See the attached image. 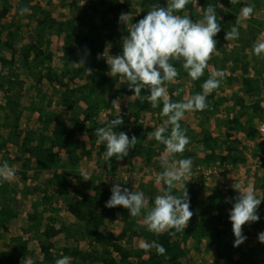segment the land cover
Returning a JSON list of instances; mask_svg holds the SVG:
<instances>
[{
  "label": "rangeland",
  "instance_id": "374dc122",
  "mask_svg": "<svg viewBox=\"0 0 264 264\" xmlns=\"http://www.w3.org/2000/svg\"><path fill=\"white\" fill-rule=\"evenodd\" d=\"M153 4L167 7V0H0V152L15 146L18 155L26 154L22 168L19 160L13 165L15 154L10 160L0 157V164L7 161L15 170L13 179H0V218L12 222L9 231L0 233V264H22L24 258L55 264L62 256H70V264H264V244L258 241L264 232V200L259 221L243 226L247 239L239 247H233L229 219L240 194L235 184L242 190L252 187L264 199V94L250 82L249 89L237 88L232 98L249 96L253 105L227 112L233 117L236 110L249 108L253 115L243 127L249 137L226 133L228 124L219 123L216 138L211 114L221 100L220 86L207 96L208 108L185 112L179 121L190 143L169 160H193V174L184 181L193 212L185 231L156 234L143 223L146 209L131 217L122 206L105 207L115 184L143 192L148 207L167 187L156 183L164 171L160 158L166 155L165 145L148 135L167 119L160 115L163 104L153 109L147 100L134 97L125 78L109 75L107 63L109 56L122 55V38L129 35L120 14H129V23H136ZM209 4L216 5L221 26L214 37L216 51L197 80L188 76L182 61H170L179 72L164 85L172 102L202 94V84L214 70L224 73L222 80H232L226 70L244 69L243 57L264 67V54L253 52V45L264 41V0H190L174 14L195 22ZM246 4L255 8L243 19ZM22 8L29 12L21 14ZM232 26L239 30L238 40L246 41L240 51L247 52H235L237 44L226 41ZM82 58L83 67L73 64ZM141 95L150 90L142 89ZM118 116L123 124L114 131L135 136L137 144L122 160L106 162V145L97 143L95 130ZM170 132L171 126L165 135ZM181 192L180 185L173 189L175 195ZM152 241L168 248L164 255L139 247Z\"/></svg>",
  "mask_w": 264,
  "mask_h": 264
},
{
  "label": "clouds",
  "instance_id": "9594fccd",
  "mask_svg": "<svg viewBox=\"0 0 264 264\" xmlns=\"http://www.w3.org/2000/svg\"><path fill=\"white\" fill-rule=\"evenodd\" d=\"M190 0H167V7L153 4L147 15L136 23H129V14L121 13L119 22L127 26L128 36L122 38V55L109 56L107 63L110 67V76L123 77L128 82L130 90L134 91V97L142 102L147 100L153 109L158 108L162 102L160 112L164 119L162 126L148 135L156 141L165 145L166 155L160 158L164 171L156 177V183L161 181L167 186L162 194L157 195L154 204L148 207V200L143 192L129 191L115 184L111 188V198L106 201L105 207L115 208L122 206L129 210L131 217L141 215L142 209H146L143 223L149 231L156 234L170 232V235L183 232L193 216L190 211V197L186 190V181L193 173V160L191 158L172 160L169 157L177 153H183L190 139L185 131L181 129L179 121L185 112L203 111L209 107L206 102L207 96L220 86L224 73L214 70L210 77L202 84V94L191 96L182 102H172L166 87V82H173L179 75L178 70L170 61H182V67L192 80L199 79L208 67V61L216 51V40L214 37L221 31L217 21L216 8L209 4L203 13V18L193 21L188 15L180 16L174 14L185 9ZM231 4L239 0H230ZM223 7L222 4H219ZM255 5L246 4L241 9V17L248 19L254 12ZM29 12L28 8H22L21 14ZM239 23V18H237ZM239 30L232 26L225 34L228 41L239 38ZM254 54L259 57L264 54V41H258L253 45ZM78 66H84L85 59L82 58ZM91 75V69H85ZM149 89L150 95H141L142 89ZM179 92L174 93L178 95ZM116 101H113L115 103ZM123 119L118 116L107 122L106 127L95 130L97 143L106 145L104 157L106 162L115 157L122 160L128 156L129 150L135 148L137 138L131 139L124 132L114 131L116 126L122 125ZM171 126L169 135H165ZM84 180L88 179V173L82 172ZM15 176V170L7 161L0 164V179L11 180ZM180 185L182 192L173 194V189ZM234 188L239 190V195L234 198L235 202L229 213L232 231L235 237L233 247H239L247 237L243 234V226L259 221L258 207L264 199L257 198L252 187L241 189L235 184ZM258 241L264 244V232L258 234ZM139 247L144 251L155 249L158 255L166 252L162 244L152 241L141 242ZM70 256H62L55 264H70ZM22 264H33V261L24 258Z\"/></svg>",
  "mask_w": 264,
  "mask_h": 264
},
{
  "label": "crops",
  "instance_id": "0c3cea01",
  "mask_svg": "<svg viewBox=\"0 0 264 264\" xmlns=\"http://www.w3.org/2000/svg\"><path fill=\"white\" fill-rule=\"evenodd\" d=\"M228 43H229V41H228ZM231 44H233V45L237 44V47L239 50H237L235 52H238L239 54L247 52L246 51L247 49H244V51H240V48L242 47V45L243 46L246 45V41L242 42L238 39H235V40H232ZM247 58H251V57H247ZM235 59H236L237 63H239L241 61V59H239V57L238 58L235 57ZM249 61H250V59L246 60V57L245 58L243 57L242 67L244 69L234 68V70H232L231 68H228V70H226L227 72L229 71V73H230L228 75V78H232V80H229V81L221 80L220 90L217 92L218 96L216 95L218 97L217 99H221V100L218 103L216 102V108H217V110H215L216 114L214 112H212V114H211V119L213 117H214V119H216V138L219 137V134L217 133V127H218L219 123H223V125H225V123L228 124V127L226 128V131H225L226 133L230 134V133L234 132V133H236V135H238V137H241V136H243L245 138L249 137V135L245 134L243 131V127L244 126L246 127L248 125V122L250 121L251 116L253 115V113H251V111H249V108H245V110H243L241 112H239L240 109H239V111L236 110V112L232 115L233 117H230L229 115L227 116V112H228V110L231 109V107L232 108L238 107V105L242 106V107L243 106L249 107V106L253 105L252 101H254V100H252V98L249 96H245L244 99L242 97H241V99H235V100L232 98V94H233L232 92H234L237 88L249 89L250 86H248V82H250V84H252V85H254V84L257 85V88L260 90V95L262 93L264 94V67H262L260 64L258 66V62H256L257 60H255L254 65H252L251 62H249ZM230 64L233 67V63H230ZM255 72H258V75H255L254 74ZM259 77L262 79V81H261V79L260 80L258 79ZM240 78H242V80L239 83ZM243 78H245V80H243ZM255 80H256V82H255ZM235 82H238V84L236 85ZM242 84L244 86H242ZM240 86H242V87H240ZM222 101H224V102H222ZM231 122H236V124L235 123L232 124ZM237 124H238V126H237ZM238 129H239V131H238ZM211 133H212V131H211ZM13 154H15L14 159L12 157ZM25 156H26V154L25 155H18L17 149H15V146H13V148L11 146L8 149V151H1L0 152L1 158L5 157L6 160L13 159L14 160V161L12 160L13 165L18 164V160H19V162L21 164L20 165L21 168H22V159ZM11 224H12V222H10L9 224H6V222H3V220H1V218H0V233L5 232V231H9Z\"/></svg>",
  "mask_w": 264,
  "mask_h": 264
},
{
  "label": "trees",
  "instance_id": "16d2710c",
  "mask_svg": "<svg viewBox=\"0 0 264 264\" xmlns=\"http://www.w3.org/2000/svg\"><path fill=\"white\" fill-rule=\"evenodd\" d=\"M151 1V3H158L160 0H150ZM202 2L204 3V4H207L208 2H211V0H202ZM214 7L216 8V5H214ZM216 12H217V8H216ZM93 131H91V133H92ZM77 208V207H76ZM166 250L168 249V248H165Z\"/></svg>",
  "mask_w": 264,
  "mask_h": 264
},
{
  "label": "built area",
  "instance_id": "2783aa9c",
  "mask_svg": "<svg viewBox=\"0 0 264 264\" xmlns=\"http://www.w3.org/2000/svg\"><path fill=\"white\" fill-rule=\"evenodd\" d=\"M260 131H261V134L264 135V124H263V126H261Z\"/></svg>",
  "mask_w": 264,
  "mask_h": 264
}]
</instances>
